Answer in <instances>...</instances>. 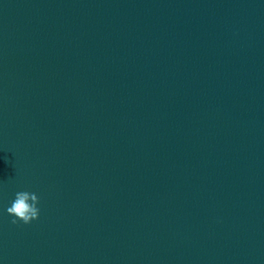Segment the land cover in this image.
Segmentation results:
<instances>
[{
    "label": "water",
    "instance_id": "obj_1",
    "mask_svg": "<svg viewBox=\"0 0 264 264\" xmlns=\"http://www.w3.org/2000/svg\"><path fill=\"white\" fill-rule=\"evenodd\" d=\"M0 264H264V0H0Z\"/></svg>",
    "mask_w": 264,
    "mask_h": 264
},
{
    "label": "clouds",
    "instance_id": "obj_2",
    "mask_svg": "<svg viewBox=\"0 0 264 264\" xmlns=\"http://www.w3.org/2000/svg\"><path fill=\"white\" fill-rule=\"evenodd\" d=\"M39 197L37 194L28 191H18L15 199L11 202V206L7 208V212L14 217L13 224L23 221L30 224L33 220L39 219L40 208Z\"/></svg>",
    "mask_w": 264,
    "mask_h": 264
}]
</instances>
